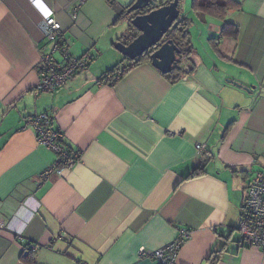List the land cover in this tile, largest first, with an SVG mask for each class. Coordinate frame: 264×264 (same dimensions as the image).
Here are the masks:
<instances>
[{
    "label": "crops",
    "instance_id": "1",
    "mask_svg": "<svg viewBox=\"0 0 264 264\" xmlns=\"http://www.w3.org/2000/svg\"><path fill=\"white\" fill-rule=\"evenodd\" d=\"M134 1L0 0V264H31L24 253L32 264H158L140 252L182 229L191 236L179 264H264L260 248L237 243L248 177L264 172V0H236L223 19L182 0L196 33L181 78L145 61L115 85L99 83L128 64L115 45L130 24L116 21ZM47 15L72 55L93 58L65 87L36 95ZM225 22L238 37L222 35ZM41 114L80 154L47 179L57 155L31 123Z\"/></svg>",
    "mask_w": 264,
    "mask_h": 264
},
{
    "label": "built area",
    "instance_id": "2",
    "mask_svg": "<svg viewBox=\"0 0 264 264\" xmlns=\"http://www.w3.org/2000/svg\"><path fill=\"white\" fill-rule=\"evenodd\" d=\"M41 39L38 43H50V50L42 47L40 63L38 65L39 82L35 88L36 95L44 92H55L68 83L74 75L85 71L92 59L91 55L76 57L70 53L62 24L53 15L45 16L39 24ZM38 140L52 149L57 155L53 167L45 171L41 178L47 179L52 174H61L71 170L79 161L80 154L71 152L63 143L64 134L51 126V119L47 114H41L32 120ZM202 151L204 146L197 145ZM39 183L35 186L38 189ZM5 225L0 222V229ZM239 245L242 247H258L264 252V172H257L248 177L247 196L240 223L238 225ZM191 232L182 229L179 236L171 244L148 253L140 252V257L151 258L165 264H179L178 257L184 244L190 239Z\"/></svg>",
    "mask_w": 264,
    "mask_h": 264
},
{
    "label": "trees",
    "instance_id": "3",
    "mask_svg": "<svg viewBox=\"0 0 264 264\" xmlns=\"http://www.w3.org/2000/svg\"><path fill=\"white\" fill-rule=\"evenodd\" d=\"M174 0H153L150 8L147 10H144L142 12H137L133 15H139V14H145L149 13L152 10H155L159 7L165 6L170 4ZM180 2L182 0H179ZM241 4L236 0H192V9L193 11L200 15V16H213L220 19H223L226 15V13L230 9H240ZM128 9V8H127ZM127 10L124 11L122 14H120L117 18V22L127 19L129 21V24L131 23V20L133 16H127L126 14ZM190 26H191V20L188 16H180L178 21L173 25V27L169 30L167 35L164 38V41L167 40H173L176 45L180 48L181 54L177 56V61L174 64L173 70L169 74H162L164 77L169 79L172 83H175L177 80H179L182 76V62L183 59L192 52V41H191V32H190ZM140 35V32L137 31L131 24L129 25L128 32L119 39L118 43L121 42L123 44H130L136 37ZM223 36H239V28L237 25L233 23L225 22L222 30ZM153 51L146 52L143 56L140 58L131 61L128 58L125 57V59L128 61V64L124 67H121L120 64L114 66L113 68L106 71L99 79V83L103 84H109V85H115L118 83L126 73H128L130 70L134 69L135 67L139 66L145 61L151 62V54ZM93 58V57H92ZM78 75V74H77ZM74 75L73 77H75ZM71 80V79H70ZM69 80V81H70ZM64 143V142H63ZM67 147V146H66ZM68 148V147H67ZM71 152L75 151L70 148H68ZM203 174L202 169H197L194 171V173L189 174L187 177L183 179V182L189 179L196 178L198 176H201ZM243 211V209H242ZM242 214V213H241ZM238 246L239 245V239L237 241ZM242 247V246H240ZM221 257V252H214L210 258L209 261H212V263H216ZM21 260L24 263H34V257L32 254H23L21 256ZM158 262V264H165L161 261L155 260Z\"/></svg>",
    "mask_w": 264,
    "mask_h": 264
},
{
    "label": "water",
    "instance_id": "4",
    "mask_svg": "<svg viewBox=\"0 0 264 264\" xmlns=\"http://www.w3.org/2000/svg\"><path fill=\"white\" fill-rule=\"evenodd\" d=\"M152 1L135 0L128 7L127 16H133L130 24L140 32V35L128 45L121 42L117 43L115 49L131 61L140 58L146 52L153 51L150 56L152 66L166 75L172 72L177 56L181 54L180 48L173 40L163 42L169 30L180 18V1L174 0L170 4L149 13L133 15L149 9ZM227 82L250 92L249 88L237 82L231 80Z\"/></svg>",
    "mask_w": 264,
    "mask_h": 264
},
{
    "label": "rangeland",
    "instance_id": "5",
    "mask_svg": "<svg viewBox=\"0 0 264 264\" xmlns=\"http://www.w3.org/2000/svg\"><path fill=\"white\" fill-rule=\"evenodd\" d=\"M191 4H192V0H191ZM191 7H192V6H191ZM191 33H193V35L195 36L196 30L193 29ZM195 40H197V39H195ZM196 45H197V44H196Z\"/></svg>",
    "mask_w": 264,
    "mask_h": 264
}]
</instances>
